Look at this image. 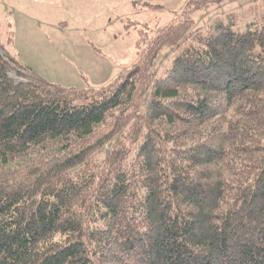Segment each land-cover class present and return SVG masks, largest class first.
<instances>
[{
	"label": "trees",
	"instance_id": "obj_1",
	"mask_svg": "<svg viewBox=\"0 0 264 264\" xmlns=\"http://www.w3.org/2000/svg\"><path fill=\"white\" fill-rule=\"evenodd\" d=\"M252 13L142 29L100 90L0 52V264H264V0Z\"/></svg>",
	"mask_w": 264,
	"mask_h": 264
},
{
	"label": "rangeland",
	"instance_id": "obj_2",
	"mask_svg": "<svg viewBox=\"0 0 264 264\" xmlns=\"http://www.w3.org/2000/svg\"><path fill=\"white\" fill-rule=\"evenodd\" d=\"M260 8L261 0H0V52L62 88L100 90L138 62L142 29L150 42L187 17L195 31L232 14L235 30L244 31ZM175 53L172 46L159 51L153 77L165 75ZM13 65L15 81L30 79L28 70L22 75Z\"/></svg>",
	"mask_w": 264,
	"mask_h": 264
}]
</instances>
